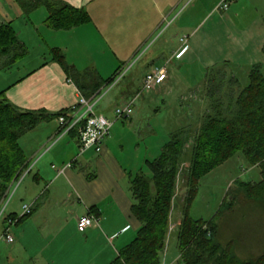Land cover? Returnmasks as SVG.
Returning <instances> with one entry per match:
<instances>
[{
	"label": "crops",
	"instance_id": "1",
	"mask_svg": "<svg viewBox=\"0 0 264 264\" xmlns=\"http://www.w3.org/2000/svg\"><path fill=\"white\" fill-rule=\"evenodd\" d=\"M54 1L86 12L90 22L70 31H57L47 26L49 13L45 7L26 15L15 0H0V26L11 24L19 40L29 50L33 39L39 42L37 60H42L33 68L38 73L1 90L8 91L9 102L21 111L44 110L49 114H57L69 111L82 97L62 68L51 61L52 49L61 50L68 64L80 73L97 71L105 81L113 78L140 54L162 56L166 66H156L147 73L161 69L166 71V80L155 90L159 91L169 80V70L182 68L180 63L175 66V61L181 62L202 46L197 42V26L188 21L194 9H187L196 0ZM223 2L224 0H214L210 15L214 13L211 17L218 16L221 21L224 19L227 22L228 15L224 14L228 13L231 5L227 10H219ZM165 25L169 27L164 30ZM184 49L186 52L178 58ZM27 57L22 60L26 61L24 66H32L34 60L28 62ZM150 62L148 59L147 65ZM263 65L262 60L253 67L259 66L262 70ZM228 69L231 70L230 67ZM233 73L235 69L231 71L232 76ZM143 78L145 76L140 77L139 90L131 93L121 91L112 97L111 103L116 104L115 107L120 104L128 105L141 90ZM205 79L196 83L193 89L204 84ZM182 85L188 87L186 84ZM190 93L193 91L190 90ZM141 96L135 103L141 100ZM142 100H147V97ZM150 100L154 101V96ZM98 114L106 117L103 113ZM132 117L119 122L106 117L114 122L113 129L117 125L118 127L115 133L112 129L111 136L104 142L102 153L98 154L94 150L81 156L78 153L77 160L73 156L74 149H60L67 139L76 142L79 148L76 140L66 135L55 142L61 131L57 120L43 123L24 136L28 144L27 140L22 142L21 139L20 145L26 154L27 169L32 170L15 191L16 194L19 189L23 190L19 202L11 205V200L9 204L10 212L5 214V218L12 216L18 221L15 225L2 223L4 231L0 236V244L3 241L8 244L5 241L7 231L14 238L12 244L18 245L28 255L29 264L112 263L119 252L135 239L140 229V223L132 214L133 199L130 191L131 180L142 169L139 154L144 150H139L140 139L130 137L131 150L133 154H138L137 163H133L132 159L123 163L120 158L117 160L115 157L117 144L122 153L125 152L121 144L131 135V129L125 127V122ZM120 122L123 126H119ZM111 142L117 144L113 146ZM30 144L32 148L26 150V145L30 147ZM80 158L84 163H78ZM72 159L74 160L70 162ZM31 175L33 178L29 181ZM76 199L79 201L78 207L75 205ZM67 205L73 209L71 221L64 218L60 211ZM25 206H32V212L19 221L23 218ZM91 211L98 222L85 233H80L78 219Z\"/></svg>",
	"mask_w": 264,
	"mask_h": 264
},
{
	"label": "trees",
	"instance_id": "2",
	"mask_svg": "<svg viewBox=\"0 0 264 264\" xmlns=\"http://www.w3.org/2000/svg\"><path fill=\"white\" fill-rule=\"evenodd\" d=\"M15 1L26 15L45 7L49 13L47 26L53 30L70 31L90 22L86 12L54 0ZM28 55L29 49L19 40L12 25L0 26V71L11 70ZM50 55L51 61L62 68L81 96L88 100L101 96L103 89L112 86L122 72L119 71L105 81L97 71H77L68 64L59 49H52ZM222 68L225 70L219 68L214 71L213 68L207 72L204 90L210 104L209 111L197 130L183 127L173 132L160 157L153 161L145 160L148 174L141 171L131 180L132 214L140 223V229L135 239L110 264H163L161 253L169 233L180 161L185 156L190 161L187 174L189 191L187 206L177 232L181 264H264V254L245 261L235 253L232 246H223L218 242L217 221L228 207L226 199L216 216L208 222L195 220L190 215L191 206L198 196L200 181L238 153L244 155L251 167L261 164L264 168V74L261 67H253L248 75L249 85L242 87L238 78L228 77L227 65ZM7 92L0 91V203L10 185L20 177V171L28 167L20 140L41 124L58 121L68 112L49 114L44 110L21 111L9 102ZM69 136L78 143L77 129H72ZM191 140L190 151L186 155V147ZM236 183L239 185V181ZM242 186L245 201L264 206V169L262 181L257 186ZM233 199H237L236 194ZM93 213L91 211L90 215ZM15 218L8 216L4 224Z\"/></svg>",
	"mask_w": 264,
	"mask_h": 264
},
{
	"label": "rangeland",
	"instance_id": "3",
	"mask_svg": "<svg viewBox=\"0 0 264 264\" xmlns=\"http://www.w3.org/2000/svg\"><path fill=\"white\" fill-rule=\"evenodd\" d=\"M213 1L196 0L187 9V11L194 9L188 21L194 23L195 27L197 26V42L201 43L202 46L196 51L194 50L195 53L193 51L189 56H186L181 62L175 61V66L180 63L182 68L174 71H172L173 69L169 70L171 74L166 86L159 91L154 90L150 93H143V81L145 79L143 78L142 88L137 93V96L142 95L141 100L139 99L133 105V117L125 122V127L131 129V132H129L131 135L121 144L125 148L124 154L117 142H111L113 146L117 144L115 147L117 160L120 158L123 163H126L132 159L133 163H137L138 154H133L130 139L132 137L136 140L137 137L140 139L139 150L141 152L144 150L143 153L139 154L142 163L141 171L148 174V170L145 168V160L153 161L159 158L164 146L170 141L173 132L183 127H192L193 131H196L203 117L208 113L210 104L204 90L205 76L208 69L207 72H210L213 68L216 71L219 68L224 69L222 66L227 65L231 68V70L226 69L228 77H232L231 71L235 69L233 76L239 79L242 87H246L249 85L248 72L254 65L259 64V61L263 60L264 64V0H239L234 5L232 3L228 13L225 12L226 14H224L228 15L227 22L224 19L221 21L218 16L211 17L214 15V13L210 15ZM168 27L169 25H165L163 29L165 30ZM175 27H177V24H175ZM38 43V40L33 39L31 45H29L30 50L27 61L34 60L32 66H24L26 61H22L14 65L11 70L0 71V91L16 82L27 80L29 76L38 73L33 71L36 64L42 60L41 58L37 60L40 51L37 47ZM46 58L48 59L49 56H46ZM163 58L162 56L156 57L154 54L149 56L138 55L132 63L123 67L120 76L125 78L121 79V82L118 81V78L112 86L103 89L95 112L103 113L106 117L115 121V109L118 106L123 108L126 105L120 104L115 107L116 104L111 103L112 97L121 91L131 93L139 90L140 77L146 76L156 66H166ZM148 59L151 61L149 65H147ZM262 72L264 74V65ZM204 79V84L201 83L193 89L196 83H200ZM182 84H186L188 87H184ZM190 90L193 93H190ZM153 96L154 101L150 100ZM144 97H147V100H142ZM121 125L123 126V123L120 122L119 126ZM116 127L113 129V133L116 132ZM61 138L62 134H59L55 142L60 141ZM25 140L27 139L22 138L21 141L24 142ZM192 141L186 147L188 149L186 155L190 151ZM64 143H62L64 145L60 146V149H63V151L74 149L75 154L73 156L77 160L79 158L77 156L79 148L76 142L67 139ZM69 146L70 149H68ZM29 148H32L31 144L30 147L26 145V150H29ZM42 150L44 153L45 147ZM48 162L50 163V161ZM52 163L58 164L54 161ZM78 163H84L83 159L80 158ZM189 163L188 156L180 161V173L176 180L169 233L164 251L161 253L163 264L182 263L177 232L183 219V211L187 206ZM27 168L20 171V177L10 185L8 191L19 186L24 178L29 175L32 169ZM263 169L261 164L251 167L244 155L238 153L200 181L198 196L190 210L193 219L208 222L216 216L222 202L226 199L229 202L227 203L228 207L217 221V227L219 228L218 242L223 246H232L235 253L245 261L256 259L264 254V206L261 203L245 201L244 191L241 190L240 186L242 184H248L251 188L257 186L262 181ZM33 175L29 177V181L32 180ZM236 181H239V185ZM22 191V188L16 194L14 191L15 195L13 194L14 198L12 197L11 205L19 202ZM235 194L237 199L232 200ZM6 196L5 198H7ZM4 199L0 203V209L3 208ZM78 202L76 199L75 205L77 207ZM67 206L60 211L64 218L67 217L71 221L73 209L69 205ZM10 208L9 205L5 212L6 215L10 212ZM2 223H4L3 219L0 222V236L4 231ZM7 233L6 231L5 239ZM11 263L29 264L28 255L24 254L18 245L7 244L3 241L0 244V264Z\"/></svg>",
	"mask_w": 264,
	"mask_h": 264
},
{
	"label": "built area",
	"instance_id": "4",
	"mask_svg": "<svg viewBox=\"0 0 264 264\" xmlns=\"http://www.w3.org/2000/svg\"><path fill=\"white\" fill-rule=\"evenodd\" d=\"M239 0H224L223 5L219 7V10H227L229 5L235 3ZM186 49H184L179 55L178 58H181ZM123 77L120 76L118 81L120 82ZM167 78V73L165 70H155L145 76L143 81V93H148L158 89ZM118 82V83H119ZM117 83V84H118ZM116 84V85H117ZM99 97H93L92 99L88 100L86 98L80 97L78 103L72 108L62 115L58 119V123L60 126V134L63 136L69 135V132L72 129H77L79 134V156L83 155L84 153L94 150L96 153L100 154L103 151L104 142L106 139L110 137L111 130L114 126V122L106 118L104 115H100L95 112V108L100 102ZM137 96L135 99L130 101L128 105L121 108L118 107L115 109V120H121L130 118L133 116V105L136 101ZM25 176V175H24ZM18 187V186H17ZM16 188L11 189L10 193H7V198L3 201V208L0 209V222L3 219L5 220V212L12 200L14 191ZM13 192L11 193V191ZM32 206H25L23 208V217L31 214ZM18 221V220H17ZM15 220L10 221L11 225L17 223ZM98 222V219L95 218L93 215L87 214L78 219V231L80 233H85L88 229H90L94 224ZM6 241L10 244L14 242V238L7 233L6 234Z\"/></svg>",
	"mask_w": 264,
	"mask_h": 264
}]
</instances>
